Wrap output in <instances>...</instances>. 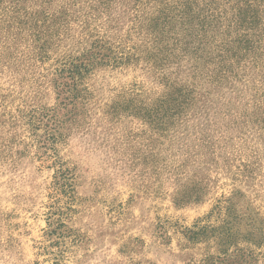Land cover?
Wrapping results in <instances>:
<instances>
[{"label":"rangeland","instance_id":"374dc122","mask_svg":"<svg viewBox=\"0 0 264 264\" xmlns=\"http://www.w3.org/2000/svg\"><path fill=\"white\" fill-rule=\"evenodd\" d=\"M0 264H264V0H0Z\"/></svg>","mask_w":264,"mask_h":264}]
</instances>
